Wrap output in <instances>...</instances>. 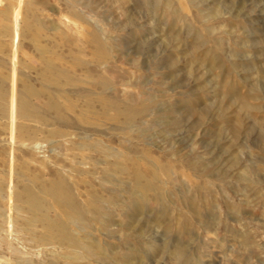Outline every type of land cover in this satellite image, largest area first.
I'll return each instance as SVG.
<instances>
[{
  "label": "rangeland",
  "instance_id": "374dc122",
  "mask_svg": "<svg viewBox=\"0 0 264 264\" xmlns=\"http://www.w3.org/2000/svg\"><path fill=\"white\" fill-rule=\"evenodd\" d=\"M35 3L17 51L0 12V88L20 72L61 114L42 108V164L29 152L17 164L61 183L81 215L68 227L94 250L76 249L78 261L65 245L55 260L31 251L43 229L28 234L20 213L14 227L0 221L18 251L0 240V264H264V0Z\"/></svg>",
  "mask_w": 264,
  "mask_h": 264
},
{
  "label": "bare ground",
  "instance_id": "6f19581e",
  "mask_svg": "<svg viewBox=\"0 0 264 264\" xmlns=\"http://www.w3.org/2000/svg\"><path fill=\"white\" fill-rule=\"evenodd\" d=\"M1 2L2 0H0V4ZM16 3L18 4L14 9L9 10L7 7H3L0 10L1 17L5 22L1 31L7 37H10L12 51H17L21 47L22 39L28 34V20L24 12L26 14L30 10L32 11L33 7H36L35 0H16ZM41 27L40 23L35 25V28L39 30ZM31 35L32 39H29L31 44L42 51L43 47L37 44L36 34ZM89 37L90 43L93 45L98 44L99 39L96 31H91ZM15 56L17 57L16 53ZM47 69L53 75L50 84L55 87L60 86L62 84L61 76L56 72L55 66L50 63L47 65ZM11 72L15 74L14 77L10 75V93L7 95L4 88H0V129L4 132L2 133L3 140L0 141V145L1 150L7 153L8 156L6 163L8 179L11 183V186H4L5 184L2 182L3 175H1L0 199L9 202L10 213L7 215L5 210L0 208V221L4 224L8 219L9 224L14 227L12 222L18 219V215L20 213L27 214L28 218L25 219V223L28 225L26 229L28 234L35 232L36 224L43 229V233L38 238L27 241L36 244L30 248L31 251H35L39 247L44 248V252L51 255L55 260L60 257L61 247L65 245L67 255L65 257L69 261H78L81 259L82 254L80 251L77 252L76 249H81L88 255L94 250L91 247L92 244H81L74 231H71L68 227L76 223L77 220L80 221L78 219L80 215L78 209L69 198H65L59 192L60 182L44 181L38 174L33 175L28 167L21 169V162L19 166L17 164L18 154L24 156L26 152L34 153L37 156L38 163L42 164L43 157L40 155L43 149V138L40 137L39 133H41L44 123L48 121L42 108L45 107L58 115L61 114V109L55 97L49 95L46 100L44 99L46 93L44 85L35 88L22 73L15 70ZM39 77L41 79L46 78L47 74H44V72L39 73ZM17 82L22 83L19 88L16 87ZM65 82L66 84H72L73 80L70 79ZM32 100H41L42 103L38 106ZM91 103L92 99H89L86 104L87 107H91ZM67 107L71 109L70 105H67ZM49 212H52L53 217L47 216ZM0 232H4V230L1 229ZM9 233L16 234L18 232L9 230ZM0 240L5 241L6 239L0 236ZM9 240L5 241L9 247V252L12 255L15 252L18 253L11 247L12 242ZM15 241L25 249V244L21 242V239L17 238Z\"/></svg>",
  "mask_w": 264,
  "mask_h": 264
}]
</instances>
